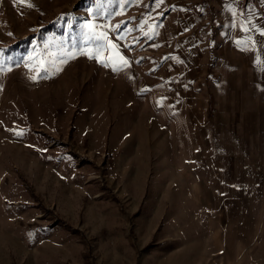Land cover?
I'll return each instance as SVG.
<instances>
[{
  "label": "rangeland",
  "instance_id": "374dc122",
  "mask_svg": "<svg viewBox=\"0 0 264 264\" xmlns=\"http://www.w3.org/2000/svg\"><path fill=\"white\" fill-rule=\"evenodd\" d=\"M262 164L264 0H0V264H264Z\"/></svg>",
  "mask_w": 264,
  "mask_h": 264
},
{
  "label": "crops",
  "instance_id": "0c3cea01",
  "mask_svg": "<svg viewBox=\"0 0 264 264\" xmlns=\"http://www.w3.org/2000/svg\"><path fill=\"white\" fill-rule=\"evenodd\" d=\"M260 167H262V169L264 168V165L262 164ZM259 167V168H260ZM263 177V176H262ZM202 189H200L199 188V185L198 184H195L194 186H193V191L192 192H190V195H189V198L191 199V200H195L196 201V203L195 204H200L201 203V201H203V200H205V201H210L211 199H214L215 198V194L213 193V192H211V191H208V192H202L201 191ZM244 193H246L245 194V196H246V199L247 200H249L250 201V203H249V206H248V208L247 209H245V211H246V213H247V215H246V219L245 220H242V219H240V217H237L235 220H231L230 221V223L232 224V225H234V226H236V224H238V223H240V222H242V224H248V225H250L251 226V230L253 231V230H255V228H256V225H257V221H256V219H253V218H251V219H248V217H249V211H250V209L253 207V204L251 203V201L253 200V198H254V191H250V192H244ZM241 198H243V197H241ZM234 212H238V210H236L235 209V211ZM234 215H235V213H234ZM234 215H233V217H234ZM234 219V218H233ZM236 222V223H235ZM221 234L217 231L216 233H214V235L212 236V238H213V241H214V243L213 244H216V241H222V243H223V245H225L226 246V248L228 249V254H232L233 253V247H232V243H235V245H239L240 246V249L242 250V252H241V256H240V258H238V257H236L235 259H234V262H232V263H230L228 260H227V258L225 257V262L227 263V264H239V262H240V259L242 260L244 257H243V252H244V250H243V247L245 246V242L244 241H238L237 240V238H236V236L234 235V233L231 231V230H224V229H222L221 231ZM218 237V238H217ZM216 247H217V245H215ZM219 248V247H218ZM222 249V248H221ZM223 253V252H222ZM224 254V253H223Z\"/></svg>",
  "mask_w": 264,
  "mask_h": 264
},
{
  "label": "snow or ice",
  "instance_id": "6c2138e0",
  "mask_svg": "<svg viewBox=\"0 0 264 264\" xmlns=\"http://www.w3.org/2000/svg\"><path fill=\"white\" fill-rule=\"evenodd\" d=\"M104 35V33H101V36H103ZM121 59H123V58H121ZM125 63H126V61H125Z\"/></svg>",
  "mask_w": 264,
  "mask_h": 264
}]
</instances>
